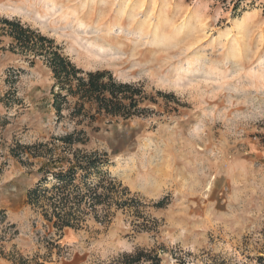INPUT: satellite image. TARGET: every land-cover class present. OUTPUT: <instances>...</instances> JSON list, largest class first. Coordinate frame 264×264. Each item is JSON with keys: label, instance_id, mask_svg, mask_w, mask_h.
Masks as SVG:
<instances>
[{"label": "rangeland", "instance_id": "obj_1", "mask_svg": "<svg viewBox=\"0 0 264 264\" xmlns=\"http://www.w3.org/2000/svg\"><path fill=\"white\" fill-rule=\"evenodd\" d=\"M2 17L152 101L141 117L100 116L76 146L107 154L102 172L136 206L59 233L28 193L72 158L57 139L82 127L67 110L58 121L47 66L1 39V264H123L139 249L160 264H264V0H0ZM39 144L55 162L23 149Z\"/></svg>", "mask_w": 264, "mask_h": 264}, {"label": "trees", "instance_id": "obj_2", "mask_svg": "<svg viewBox=\"0 0 264 264\" xmlns=\"http://www.w3.org/2000/svg\"><path fill=\"white\" fill-rule=\"evenodd\" d=\"M2 38L10 40L9 51L26 58L32 57L29 59L31 64L40 60L47 66L55 80L53 88H58V92L53 93L52 103L58 121L65 118L63 112L67 110L66 117L77 128L82 127L57 139L63 144L62 154L71 155L72 158H60L57 160L60 167L44 172L41 181L28 193L29 205L40 210L45 221L51 223L59 233L65 229H82L87 217L93 214L98 222L109 223L112 206L117 210L136 206L137 199L123 200L130 194L128 189L109 173L102 172V168L109 164L107 154L86 152L76 146L88 143L89 137L83 127H90L100 116L129 120L146 115L149 110L142 108V105L152 101V98L146 95L144 86L120 82L110 71H84L78 68L65 56L55 40L18 19L0 18V44ZM158 95L171 98L160 92ZM23 149L29 150L33 158L49 155V161L55 162L52 157L54 147L48 150L47 145L39 144ZM40 149L46 152H38ZM12 154L19 157L15 149ZM64 162L68 167L62 166ZM50 177L53 184L48 187ZM2 257L4 253L0 251ZM123 259V264H140L143 260L151 264L161 263L158 255L140 249L135 254L124 255Z\"/></svg>", "mask_w": 264, "mask_h": 264}, {"label": "crops", "instance_id": "obj_3", "mask_svg": "<svg viewBox=\"0 0 264 264\" xmlns=\"http://www.w3.org/2000/svg\"><path fill=\"white\" fill-rule=\"evenodd\" d=\"M0 261H2V260H0ZM2 262H0V264H1Z\"/></svg>", "mask_w": 264, "mask_h": 264}, {"label": "bare ground", "instance_id": "obj_4", "mask_svg": "<svg viewBox=\"0 0 264 264\" xmlns=\"http://www.w3.org/2000/svg\"><path fill=\"white\" fill-rule=\"evenodd\" d=\"M104 48V47H103Z\"/></svg>", "mask_w": 264, "mask_h": 264}]
</instances>
